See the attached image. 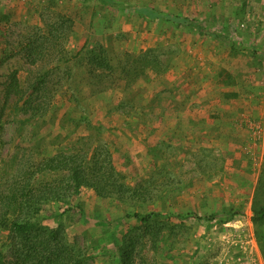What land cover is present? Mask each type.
Returning <instances> with one entry per match:
<instances>
[{
	"label": "rangeland",
	"instance_id": "rangeland-1",
	"mask_svg": "<svg viewBox=\"0 0 264 264\" xmlns=\"http://www.w3.org/2000/svg\"><path fill=\"white\" fill-rule=\"evenodd\" d=\"M253 51L264 57V0H0V190L36 160L99 148L107 195L82 187L38 213L85 264H264V225L250 219L264 197Z\"/></svg>",
	"mask_w": 264,
	"mask_h": 264
},
{
	"label": "trees",
	"instance_id": "trees-1",
	"mask_svg": "<svg viewBox=\"0 0 264 264\" xmlns=\"http://www.w3.org/2000/svg\"><path fill=\"white\" fill-rule=\"evenodd\" d=\"M242 15L240 12H233L230 19L235 20L239 27L242 25L240 23ZM166 19L188 26L199 35H205L211 39L219 38L218 34L197 21L184 20L171 15ZM251 55L255 60L263 63L264 57L261 53L257 54L253 51ZM97 63V67H103L102 65L107 63L106 55L102 56ZM222 76L229 77L230 74L224 72ZM30 86L33 92L25 98L24 103L35 111L37 109L35 106L38 107L42 103L39 98H30L41 90L43 82L33 81ZM14 88L18 89L16 81ZM231 97L232 94H230ZM98 152L99 148L92 149L89 154L59 151L55 155L36 160L25 168H18L11 177L8 187L0 190V232L7 233L8 250L16 259L14 264H85V257L76 245L70 244L69 241L67 245L64 242L65 238H62L58 230L41 226L38 213L41 207L60 209L64 203L63 200L78 193L82 187L91 188L102 197L107 195V188L111 185L110 178L104 171V160L100 158L103 155ZM107 163L111 165L112 162L107 161ZM45 175H57L61 178L41 179ZM68 209V207L62 208L60 213L63 214ZM237 213L239 214L240 211L231 212V219H234ZM132 217L143 222H147L150 218L149 215L140 217L137 213L132 214ZM250 219L258 229L264 225V197L259 192L253 197ZM111 233H107L106 239L108 237L113 240L114 236L113 238H111L112 235L109 236ZM263 235L257 234L261 242ZM126 261L123 258L116 264H128ZM0 264H10L9 261H5L1 252Z\"/></svg>",
	"mask_w": 264,
	"mask_h": 264
}]
</instances>
